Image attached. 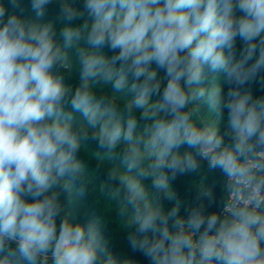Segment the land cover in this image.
<instances>
[{"label": "clouds", "instance_id": "1", "mask_svg": "<svg viewBox=\"0 0 264 264\" xmlns=\"http://www.w3.org/2000/svg\"><path fill=\"white\" fill-rule=\"evenodd\" d=\"M47 2L33 0L32 7L41 9ZM85 7L94 17L87 33L88 43L94 48L107 45L113 52L118 50L111 63L119 61L120 67L115 73L111 69L105 71L104 61L82 53L83 83L71 100L73 110L83 112L93 127L107 116L98 141L101 147L114 149L122 135L121 126L113 122L110 109L101 111L100 104L93 103L87 80L102 71L106 79L117 77L114 86L119 89L130 74L131 90L136 92L133 103L144 108L152 94L160 93V85L153 83L156 72L149 71L155 64L168 77L158 108L166 110L172 119L157 121L155 125L147 147L156 163L149 167L153 171L167 168L172 178L177 172L195 170L197 165L191 156H172L170 161L166 157L183 143H214L219 147L221 141L205 138L191 126L189 113L181 111L191 99L186 89L200 82L204 65L212 71L223 69L226 82L238 88L264 71V0H86ZM237 11L242 13L240 17L235 15ZM62 12L68 19L75 17L70 7H63ZM64 35L66 41H71L79 32L66 31ZM52 36L50 25L26 27L15 15L5 18V8L0 5V251L6 239L16 241L19 253L34 264L55 239V264H96L92 229L86 233L82 226L63 221L57 238V195H46L63 177L76 180L82 171L76 160L81 136L61 120L67 90L62 77L52 71L62 59ZM237 37L245 44L239 59L235 53ZM141 77L143 82L136 83ZM228 96L232 98L227 104L229 123L237 133L234 152L224 150L213 156L210 166L221 168L237 183H250V169L238 163L237 156L252 151L247 143L252 137L264 145V100L252 101L250 95H242L238 90H230ZM134 127L135 121L129 120L124 139H132ZM125 161L131 170L141 164L142 157L133 148L126 153ZM140 175L148 173L141 170ZM168 180L161 172L153 186L165 190ZM122 183L129 193L128 202L135 209L138 231L160 233L159 240L140 244L145 255L154 264H194L197 245L184 232L185 222L174 220L176 235H170L166 226L177 209L166 216L160 209L141 210L136 205L137 198L143 195L140 185L128 177H123ZM261 187L264 183L256 185L250 195L254 209L264 206ZM27 196L34 199L29 201ZM233 215L237 221L227 232L220 230L216 237L208 235L216 227V216L205 221L193 214L187 221L197 232L206 223L198 244V264H213L214 260L221 264H264V252L259 247V240L264 239V216L247 209ZM158 220L165 225L163 228H157ZM165 241H169L167 246ZM184 249H188L187 256ZM0 264L8 261L0 260ZM105 264L116 261L108 256Z\"/></svg>", "mask_w": 264, "mask_h": 264}, {"label": "trees", "instance_id": "2", "mask_svg": "<svg viewBox=\"0 0 264 264\" xmlns=\"http://www.w3.org/2000/svg\"><path fill=\"white\" fill-rule=\"evenodd\" d=\"M32 4L33 0H15L14 3L12 0H0V5L5 8V18L15 15L26 27L51 26L53 43L62 54V59L52 71L62 77V85L67 90L62 102L61 120L69 123L72 130L81 136L76 153V160L82 168L79 178L71 180L65 176L57 186L46 193L57 195L59 204V213L55 217L57 238L61 222L66 221L73 226H82L86 233L88 229H92L95 234L94 246L97 249L96 264H105L108 256H111L116 264H154L140 248V244L145 240L149 244L159 240L160 233L138 231L135 209L128 202L129 193L122 183L123 177L132 179L142 188V198L136 200V205L141 210L160 209L161 214L166 216L173 208L177 209L176 216L169 219L166 225L170 235L177 234L178 229L173 227V222L179 219L185 222L183 230L191 236L194 243L193 236L202 235L206 223L198 232L191 229L187 221L193 214H198L205 221L210 216H216V227L208 235L217 233L221 228L222 211L228 203L229 191L226 188L227 175L221 168L211 167L210 159L224 150L234 152L237 133L229 123L230 109L227 104L232 98L228 96V92L238 90L242 95H250L252 101L264 100V71L238 88L235 84L226 82L223 69L212 71L207 65L203 66L200 82L193 84L190 90L186 89L191 99L181 111L189 113V123L195 130L198 127L203 128L210 133L213 141L218 139L221 143L219 147L214 144L213 148L207 151H203L201 145L189 146L187 143L173 148L166 161H170L172 156L181 159L191 156L197 167L195 170L177 172L172 178V173L167 168L153 171L149 167L156 163V157L147 147L156 131L157 121L172 119L166 110L158 108L168 82L165 70L156 68L155 64L149 68V71L156 72L153 83L160 85V93L152 94L144 108H137L133 103L136 92L131 90L133 78L130 74L126 76L123 86L119 89L114 86L117 78L115 75L109 80L101 71L88 78V90L94 97L93 103H99L101 111L110 109L114 113L113 122H118L122 129V135L114 149L101 147L98 136L102 124L108 117L93 127L83 112L73 110L71 100L83 83L82 53L95 55L105 62L103 66L105 71L111 69L115 73L120 67V62L112 64L111 60L118 50L113 52L107 45L94 48L88 43L87 33L94 23V17L85 7L86 0H48L41 9H34ZM65 6L74 10L73 19H68L63 14L62 9ZM38 12L41 14L37 15ZM235 15L240 17L242 13L237 11ZM66 31L79 32V35H73L71 41H66L64 35ZM244 47V42L237 37L235 42L237 59L240 58ZM224 51L227 55V50ZM143 79L144 77H141L136 83H142ZM201 91L203 95H200ZM129 120L135 121V127L132 130V139L126 140L123 133L127 131ZM247 143L252 146V151L243 156L238 155V160L253 158L256 152L264 149V145L258 143L257 137H252ZM133 148L140 153L142 162L137 168L129 170L125 155ZM141 170L148 175H140ZM161 172L169 177L168 188L165 190H158L153 186L154 179ZM25 198L29 201L34 199L31 196ZM164 226L157 221V228ZM133 241L136 242L135 247ZM55 243L54 239L48 250L37 256L34 264H55L53 258ZM168 243L169 241H165L166 246ZM259 247L264 252V240H259ZM187 253L188 249H184L185 256ZM0 260H7L8 264H31L19 253L17 242L7 239L3 250L0 251ZM198 261L197 248L194 264H198Z\"/></svg>", "mask_w": 264, "mask_h": 264}, {"label": "built area", "instance_id": "3", "mask_svg": "<svg viewBox=\"0 0 264 264\" xmlns=\"http://www.w3.org/2000/svg\"><path fill=\"white\" fill-rule=\"evenodd\" d=\"M238 163L250 169V175L252 179L250 183L244 182V181L237 183L235 180L229 179V177L226 176V180L230 182L231 185L239 186L242 188L243 194L239 195L237 198H236L235 193L233 192L229 195V200L222 211V216L233 214L234 212L238 211L242 207H250L254 211L258 209V208L254 209L253 203L250 202V195H251L252 189L256 185L260 184L257 178L264 177V168L259 167L260 165H264V149L256 152L255 157L249 158L247 160H238ZM260 196L264 197V187H261ZM217 234L218 232L215 234L209 235V237H216ZM213 264H220V263L213 262Z\"/></svg>", "mask_w": 264, "mask_h": 264}, {"label": "crops", "instance_id": "4", "mask_svg": "<svg viewBox=\"0 0 264 264\" xmlns=\"http://www.w3.org/2000/svg\"><path fill=\"white\" fill-rule=\"evenodd\" d=\"M257 180L260 182V184L264 183V177L263 178H257ZM226 188L229 191V195L233 192V193H235L236 198L239 195L243 194V190H242L241 187H239V186H233L227 180H226ZM244 209H247L249 211H253V209L250 208V207H242L238 211H241V210H244ZM238 211H236V212H238ZM255 212L258 215H260V216H264V206H261ZM236 221H237V217L234 216L233 214H228L227 216H222L220 230H223V231L227 232L231 228L232 224L235 223ZM251 231L253 232V234H255L256 227H253L251 229ZM200 237H201V235H194V244L197 245V248H198V244H199ZM262 240H264V239H260V241H262ZM218 247H220V245H218ZM219 263L221 264V262H219Z\"/></svg>", "mask_w": 264, "mask_h": 264}, {"label": "water", "instance_id": "5", "mask_svg": "<svg viewBox=\"0 0 264 264\" xmlns=\"http://www.w3.org/2000/svg\"><path fill=\"white\" fill-rule=\"evenodd\" d=\"M196 131L198 133H200L202 136H204L205 138H211V140H212V137H211L210 133L207 130L198 127V128H196ZM213 146H214V143H208L206 145L202 144L201 148L203 149V151H207V150L213 148Z\"/></svg>", "mask_w": 264, "mask_h": 264}]
</instances>
